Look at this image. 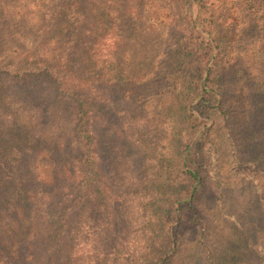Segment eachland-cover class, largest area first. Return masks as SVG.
Wrapping results in <instances>:
<instances>
[{"label": "trees", "instance_id": "16d2710c", "mask_svg": "<svg viewBox=\"0 0 264 264\" xmlns=\"http://www.w3.org/2000/svg\"><path fill=\"white\" fill-rule=\"evenodd\" d=\"M50 1L29 0L24 13L13 0H0V264H263L227 199L223 131L232 125L222 122L228 81L244 79L257 93L256 113L246 120L245 154L235 145V168L256 180L264 207V76L258 79L251 47L230 62L240 39V21L227 22L222 12L230 0H159L169 38L150 44L143 41L142 0H135L132 23L119 19L122 0L103 12L85 8L84 0ZM235 2L262 57L264 0ZM24 21L32 41L9 49L4 33ZM157 42L159 51L143 63L161 69L155 93L166 97L168 111L123 112L139 156L116 154L106 181L96 160L94 116L123 97L122 85L135 89L123 47L148 53ZM68 121L72 131L64 134ZM49 153L80 164L77 193L55 219V189L41 186L40 158ZM106 188L120 200H110ZM93 191L100 205L71 223L77 209L92 206ZM21 213L29 214L28 225Z\"/></svg>", "mask_w": 264, "mask_h": 264}, {"label": "rangeland", "instance_id": "374dc122", "mask_svg": "<svg viewBox=\"0 0 264 264\" xmlns=\"http://www.w3.org/2000/svg\"><path fill=\"white\" fill-rule=\"evenodd\" d=\"M28 1L29 0H18L16 3L15 0H13L12 5L16 7V11L21 10L22 12L26 13L24 7ZM53 1L56 0H52L50 1V3ZM111 1L112 0H84V2H87V6H84L88 9H94L95 12L98 10L103 12L106 8L109 7ZM142 1L145 5L143 18L141 21V26L144 28L145 33V40L143 41L150 44L153 40L157 39L158 36L168 39V27L165 25H160V17H162L164 12L159 11L157 6L161 1ZM47 3H49L48 0H44V4L47 5ZM136 3L139 2H136L135 0H122L119 4V11L122 12V15L119 16V19H124L127 23L131 19L132 11H134V13L137 11ZM44 8H47V6H44ZM95 12L91 15L95 16L99 14ZM222 12L224 15V19H226L227 22L233 21L232 24H234L237 21H240L238 26L240 39L234 41L233 51L229 56L230 62H234L233 57H235V55L239 56L240 54L244 55L245 53L246 57V52L242 51H245V49L251 47L252 51L256 52V56L255 58H253L256 63L255 71L256 73L260 74L258 76V79L262 78V76H264V70L260 69V63L262 62L260 59L262 58V60L264 61V53L262 52V57H260V43H251V39H253L252 37L255 34L247 31V27H249L247 20L249 19H247L244 13L240 12L235 0L228 1ZM129 22L132 23V21ZM232 24L225 26L226 28L224 29V33L228 31ZM251 30L255 33L254 29ZM18 32L22 34V37H20L21 40H19L17 37L19 36ZM14 33H16L17 36L13 37ZM4 35H6L7 38V47H9V49L12 48L13 50L19 49V42L23 43L24 40H26L27 42L32 41L31 29L25 21L19 26L9 27ZM14 38L16 41H13ZM231 40L233 41L232 38ZM159 44L160 43L157 42L156 46L151 45L150 47H147L148 53L144 50V46L140 49V45L132 47L130 44H127L126 47H123L125 53V70L128 73L130 72L134 77V80H136L135 89L129 90L127 89L126 85H122L120 88L126 90L123 97L114 100V104L112 106L109 105L107 107H104L102 109V112H98L101 114L96 113V115L94 116L96 160L98 162L100 171L104 173V179L106 181L110 182V167H113V169L115 168L114 160L116 154L122 153L126 156H129L124 153L126 152L132 155L134 158H137L139 156L134 143L128 137V132L123 126V112L132 110L140 111L142 109L143 111H148L151 113L156 112L155 114H157L168 111L166 110V97L160 100L159 96L155 93L158 87V78L162 74L161 69L154 66L152 67V65H150L151 62L143 63L150 55L153 56L159 51ZM239 46L240 48H238ZM9 56L11 57V55ZM245 79L246 81L250 80L249 78ZM259 83L261 86H264V81ZM158 85H160V83ZM256 94L257 93L252 92L251 88H249L244 79H237V82H234L233 78H231L228 81V92L226 94L227 102L225 103L228 120L226 121L223 116L222 125L228 124V122H230L232 127L230 130L226 129L225 131H223L225 139L224 145L227 146L224 153L230 160V162H227V164L225 165L224 174L225 177L229 179V194L227 196L229 204L233 207V210L237 214V217L240 219L244 228L249 231L250 239H246V241H250V245L254 247L255 251L253 253V258L257 256V259L262 261V263L264 264V252L262 251V249H264V207L258 200V195L255 187L256 180L253 184L251 181L241 178L239 173H237V169L235 168L239 163V159L236 158V155L238 154L239 156L240 154L239 152H236L235 145L238 148L240 147L239 150L242 151L241 155H244L245 151H243L242 149L245 148V145L248 142L247 133L249 132V126L246 120L252 121L251 115L252 113H256L254 108L257 99ZM173 112L175 111L173 110ZM65 125L66 130L63 129L62 133L66 134L69 131H72V126L69 121L66 122ZM75 155H79V153ZM66 158L67 157L63 155H60L58 158H56L52 153L51 155L50 153L45 155L43 154L40 158V171L42 177L41 186L48 191L55 189V192L53 194L55 205L54 208H52L53 219L59 216L60 212L64 209L65 205L68 202L73 201L77 193L76 185L77 183H79V177L74 172L79 171L80 164L72 159L70 165H67ZM81 159L83 164L85 155H83L79 159L80 162ZM235 173H237V175L233 176ZM54 177H56V180H53ZM95 190L99 191V188L96 187ZM106 192L108 193L110 200L114 202L120 200L117 199V193L115 194L113 189L106 188ZM91 199L92 206H87V209L89 210H83L82 208L77 209V211H75L70 217L71 223H76L78 219L86 218V216L91 213L90 211L92 210V208H97L102 202L100 193L94 194V191ZM28 215L29 214L22 215L21 213V216L19 217L20 223L28 225ZM60 261L62 262V259Z\"/></svg>", "mask_w": 264, "mask_h": 264}]
</instances>
